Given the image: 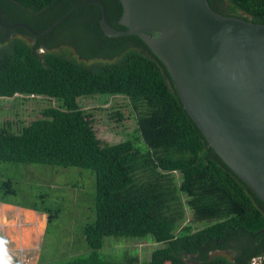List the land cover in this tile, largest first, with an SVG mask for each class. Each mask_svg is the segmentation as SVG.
<instances>
[{
    "label": "trees",
    "instance_id": "16d2710c",
    "mask_svg": "<svg viewBox=\"0 0 264 264\" xmlns=\"http://www.w3.org/2000/svg\"><path fill=\"white\" fill-rule=\"evenodd\" d=\"M4 1L0 0L2 8ZM9 1L40 12L58 0ZM80 1L71 2L54 20ZM100 1L110 24L126 29L119 23L123 10L120 0ZM208 2L221 14L264 23V0ZM78 12L84 14L83 30L92 33L97 44L111 46L112 53L100 54L97 45L91 44L86 50L76 43L71 44L78 57L39 53L40 42L31 45L18 37L9 40L11 28L0 26V97L45 96L57 104L17 129L9 121L0 124V162L79 167L95 176V216L80 228L89 251L39 264H110L100 254L107 236L161 244L141 264H251L261 257L264 201L208 144L185 110L163 62L137 35L106 36L99 26L97 4L83 5L70 16ZM13 28L34 36L23 27ZM100 56L114 60L91 65L85 62ZM95 95L128 98L144 146L130 140L105 144L97 137L91 112L77 102L79 97ZM195 176H202L203 186L215 185L220 192L200 190L192 195L194 205L226 217L195 228L174 222L169 213L152 212L156 207L169 211L178 207L177 195L189 194ZM0 190V202L47 213L48 224L56 216L48 208L10 201L7 196L17 194L10 180L1 183ZM230 200L240 207L238 213L228 215ZM217 250L228 251L232 259L209 257Z\"/></svg>",
    "mask_w": 264,
    "mask_h": 264
},
{
    "label": "rangeland",
    "instance_id": "374dc122",
    "mask_svg": "<svg viewBox=\"0 0 264 264\" xmlns=\"http://www.w3.org/2000/svg\"><path fill=\"white\" fill-rule=\"evenodd\" d=\"M74 1L77 0H58L47 9L34 12L5 0L3 9L8 21L26 22L38 31L46 28ZM83 23L84 14L78 12L43 35L31 36L11 28L8 39L18 37L31 45L37 41L41 43L37 50L39 53L53 52L68 57H78L71 43H76L86 50L91 44L97 45L100 54H110L114 51L109 45L97 44L96 37L83 30ZM0 37H3L1 32ZM113 60L114 58L100 56L85 62L91 65ZM77 102L82 108L91 112L97 137L103 143L114 144L130 140L144 146L138 132L136 114L126 96L95 95L79 97ZM55 105L57 104L53 99L45 96L16 94L13 97H0V124L9 121L13 124V129H17L41 117L46 107ZM174 175L178 179V174L174 173ZM201 179L202 176L193 177L189 194L177 195L180 204L178 207L172 211L156 207L152 212L169 213L174 222H179L180 225L190 224L195 228L226 217L209 210H200L194 205L192 195L196 192L200 190L220 192L215 185L203 186L204 182ZM8 180L12 182L17 192L16 195L7 196L10 201L21 205L48 208L56 216L48 224L47 213L36 214L17 205L0 202V207H4L3 211L0 208V246L4 243L7 248L6 253L0 254V257L5 259L10 257L11 264H39L71 259L89 251L80 228L85 223L91 222L95 216V176L91 170L41 163L0 162V184ZM229 207L228 215L240 211V207L232 200ZM18 211H21L22 215L15 214ZM160 245L150 239L107 236L100 254L110 264H141L144 259L149 258L151 251ZM214 255L225 256L229 261L232 259L231 254L226 250L213 251L209 257ZM256 263L258 260L254 261V264Z\"/></svg>",
    "mask_w": 264,
    "mask_h": 264
},
{
    "label": "water",
    "instance_id": "95a60500",
    "mask_svg": "<svg viewBox=\"0 0 264 264\" xmlns=\"http://www.w3.org/2000/svg\"><path fill=\"white\" fill-rule=\"evenodd\" d=\"M114 28L100 0H82L44 30L43 35L79 7H100L99 26L108 37L137 35L163 62L192 120L224 163L264 201V23L224 15L208 0H120ZM233 264V263H229Z\"/></svg>",
    "mask_w": 264,
    "mask_h": 264
},
{
    "label": "flooded vegetation",
    "instance_id": "af4514ba",
    "mask_svg": "<svg viewBox=\"0 0 264 264\" xmlns=\"http://www.w3.org/2000/svg\"><path fill=\"white\" fill-rule=\"evenodd\" d=\"M3 9V8H2ZM3 21L5 22V21H8L7 19H6V16H5V11H4V9H3ZM10 21V20H9ZM5 23H7V22H5ZM4 28V27H3ZM255 260H258V263H256V264H261V262H264V254L261 256V257H256L255 259H253L252 260V262H251V264H254V261ZM229 264V263H228Z\"/></svg>",
    "mask_w": 264,
    "mask_h": 264
},
{
    "label": "crops",
    "instance_id": "0c3cea01",
    "mask_svg": "<svg viewBox=\"0 0 264 264\" xmlns=\"http://www.w3.org/2000/svg\"><path fill=\"white\" fill-rule=\"evenodd\" d=\"M1 204L11 205V204H8V203H3V202H1ZM19 207H20V208H26V210H31V211L35 212L36 214H38V213L40 212V211L33 210L32 208L21 207V206H19ZM0 208H1L2 211H3L4 207H0ZM15 214L22 215L21 211H18V212L15 213ZM1 225H2V224H1Z\"/></svg>",
    "mask_w": 264,
    "mask_h": 264
},
{
    "label": "clouds",
    "instance_id": "9594fccd",
    "mask_svg": "<svg viewBox=\"0 0 264 264\" xmlns=\"http://www.w3.org/2000/svg\"><path fill=\"white\" fill-rule=\"evenodd\" d=\"M0 264H11V258H3V257H0Z\"/></svg>",
    "mask_w": 264,
    "mask_h": 264
},
{
    "label": "built area",
    "instance_id": "2783aa9c",
    "mask_svg": "<svg viewBox=\"0 0 264 264\" xmlns=\"http://www.w3.org/2000/svg\"><path fill=\"white\" fill-rule=\"evenodd\" d=\"M17 225H18V223H17ZM1 226H2V225H1ZM0 247H1V248H0V254H5L6 251H7V248L4 246V243H3V246L1 245Z\"/></svg>",
    "mask_w": 264,
    "mask_h": 264
}]
</instances>
